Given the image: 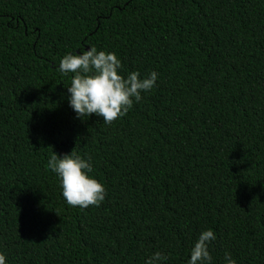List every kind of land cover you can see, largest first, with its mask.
<instances>
[{
	"label": "trees",
	"instance_id": "16d2710c",
	"mask_svg": "<svg viewBox=\"0 0 264 264\" xmlns=\"http://www.w3.org/2000/svg\"><path fill=\"white\" fill-rule=\"evenodd\" d=\"M115 53L156 86L105 124L67 102L66 53ZM106 189L69 206L52 152ZM264 264V0H0V251L7 264Z\"/></svg>",
	"mask_w": 264,
	"mask_h": 264
},
{
	"label": "clouds",
	"instance_id": "9594fccd",
	"mask_svg": "<svg viewBox=\"0 0 264 264\" xmlns=\"http://www.w3.org/2000/svg\"><path fill=\"white\" fill-rule=\"evenodd\" d=\"M57 71L62 75L72 74L66 87L67 102L77 118L96 115L109 124L123 117L139 103L142 94L151 91L158 81V73L151 71L142 76L138 71L124 73L122 63L113 52L90 46L78 53H66L59 61ZM46 167L56 174L64 201L73 207L98 206L106 196L104 185L91 175V157L76 154L49 156ZM217 239L212 229L202 230L189 250L187 264H213L210 253ZM168 254L155 251L144 264H166ZM224 264H237L231 253H224ZM0 264H7V257L0 251Z\"/></svg>",
	"mask_w": 264,
	"mask_h": 264
}]
</instances>
